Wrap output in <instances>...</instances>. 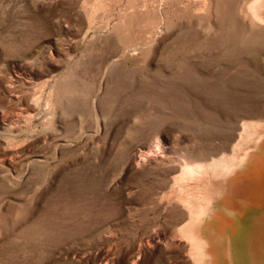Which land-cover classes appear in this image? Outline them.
I'll use <instances>...</instances> for the list:
<instances>
[{
    "label": "rangeland",
    "instance_id": "374dc122",
    "mask_svg": "<svg viewBox=\"0 0 264 264\" xmlns=\"http://www.w3.org/2000/svg\"><path fill=\"white\" fill-rule=\"evenodd\" d=\"M251 1L0 0V264H194L170 186L264 121ZM224 184L206 263L264 264V136Z\"/></svg>",
    "mask_w": 264,
    "mask_h": 264
},
{
    "label": "bare ground",
    "instance_id": "6f19581e",
    "mask_svg": "<svg viewBox=\"0 0 264 264\" xmlns=\"http://www.w3.org/2000/svg\"><path fill=\"white\" fill-rule=\"evenodd\" d=\"M246 13L256 26L264 29V0H252L247 3ZM263 136L264 121L256 125H247L238 135L230 150L219 160L213 161L208 166L200 164L195 167H187L174 176L170 191L183 210L182 220L178 225V235L188 247L194 264H207L206 260L211 257L207 253L208 243L203 237L202 226L213 211V202L217 201L225 190V180L245 162L248 153L257 148ZM140 162L142 161L140 160ZM211 183L222 186L217 197L211 193L209 187ZM255 227L262 233L258 239L263 251V254L260 250L257 255L259 260L264 256V226L261 227L259 223H256ZM217 243L221 248L222 255L229 258L232 264L231 246H224V238H219Z\"/></svg>",
    "mask_w": 264,
    "mask_h": 264
}]
</instances>
